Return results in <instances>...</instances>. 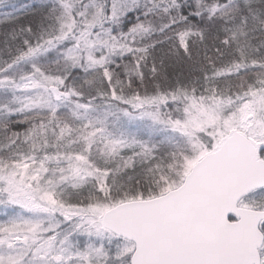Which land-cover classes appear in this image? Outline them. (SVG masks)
<instances>
[{
    "label": "snow or ice",
    "instance_id": "snow-or-ice-1",
    "mask_svg": "<svg viewBox=\"0 0 264 264\" xmlns=\"http://www.w3.org/2000/svg\"><path fill=\"white\" fill-rule=\"evenodd\" d=\"M0 264H264V0H0Z\"/></svg>",
    "mask_w": 264,
    "mask_h": 264
},
{
    "label": "trees",
    "instance_id": "trees-1",
    "mask_svg": "<svg viewBox=\"0 0 264 264\" xmlns=\"http://www.w3.org/2000/svg\"><path fill=\"white\" fill-rule=\"evenodd\" d=\"M17 3L23 4V3H27L28 0H16Z\"/></svg>",
    "mask_w": 264,
    "mask_h": 264
},
{
    "label": "rangeland",
    "instance_id": "rangeland-1",
    "mask_svg": "<svg viewBox=\"0 0 264 264\" xmlns=\"http://www.w3.org/2000/svg\"><path fill=\"white\" fill-rule=\"evenodd\" d=\"M28 2H29V0H28Z\"/></svg>",
    "mask_w": 264,
    "mask_h": 264
}]
</instances>
